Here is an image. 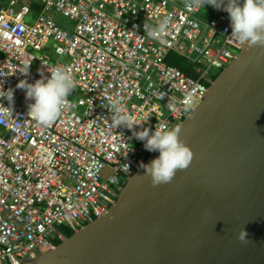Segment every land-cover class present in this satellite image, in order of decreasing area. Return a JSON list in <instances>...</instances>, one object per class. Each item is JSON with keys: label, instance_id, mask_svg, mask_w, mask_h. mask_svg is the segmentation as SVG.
Segmentation results:
<instances>
[{"label": "built area", "instance_id": "2783aa9c", "mask_svg": "<svg viewBox=\"0 0 264 264\" xmlns=\"http://www.w3.org/2000/svg\"><path fill=\"white\" fill-rule=\"evenodd\" d=\"M2 1L0 264H25L65 242L62 227L78 232L106 216L155 153L133 131L178 129L208 94L218 75L212 70L227 69L248 43L232 34L223 9L210 20L198 17L206 0ZM53 9L74 26L59 27L47 15ZM164 18L167 31L150 37L148 29ZM50 48L60 58L55 65ZM173 57L185 59L192 76L171 64ZM57 67L69 69L70 95L77 89L80 98H68L42 125L28 115L34 101L16 85L50 77ZM2 89L14 90L11 104ZM117 99L136 124L132 130L115 126L110 105Z\"/></svg>", "mask_w": 264, "mask_h": 264}, {"label": "water", "instance_id": "95a60500", "mask_svg": "<svg viewBox=\"0 0 264 264\" xmlns=\"http://www.w3.org/2000/svg\"><path fill=\"white\" fill-rule=\"evenodd\" d=\"M178 129L186 169L154 186L141 168L106 216L25 264H264V46L248 43Z\"/></svg>", "mask_w": 264, "mask_h": 264}, {"label": "clouds", "instance_id": "9594fccd", "mask_svg": "<svg viewBox=\"0 0 264 264\" xmlns=\"http://www.w3.org/2000/svg\"><path fill=\"white\" fill-rule=\"evenodd\" d=\"M206 4L217 10L223 9L229 14L232 34L240 41L251 46H264V0H206ZM169 26L168 18L159 20L148 29V35L160 36ZM16 88L25 90L26 99L34 101L28 105V115L38 123L47 125L60 115L75 88V81L67 67H57L50 71V77L42 75L41 79L34 83L20 80ZM3 92L6 95L2 99L6 98L11 104L14 90L8 89ZM110 108L117 128L121 126L129 130L134 128L136 124L132 122L131 115L120 99L115 100ZM133 136L144 143L145 150L159 153L149 164L140 165L144 172L150 175L154 186L171 182L176 172L186 169L192 161L193 152L180 140L179 129L150 131L145 128L133 131ZM237 238L242 243H248L247 232L244 229H240Z\"/></svg>", "mask_w": 264, "mask_h": 264}, {"label": "rangeland", "instance_id": "374dc122", "mask_svg": "<svg viewBox=\"0 0 264 264\" xmlns=\"http://www.w3.org/2000/svg\"><path fill=\"white\" fill-rule=\"evenodd\" d=\"M0 3H6L5 1H2L0 0ZM37 11H43V7H36ZM221 10H217L216 8L212 7L211 5H207L206 4V7L202 9V11L198 14V17H202V18H205L207 20H210L212 19L213 17H215V15L217 13H219ZM47 15L48 16H51L54 21L57 23V25L61 28H64L66 29L67 27H73L74 26V22H71L70 19H68L67 17H64L61 13L57 12L56 10H50L49 12H47ZM40 16V13L39 12H35L33 13L32 16L29 17V20H31V22H36L37 19L39 18ZM52 44V43H51ZM49 54H50V57H51V63L52 64H57V62L59 61V56L55 54L54 50L52 48H50L49 50ZM240 54L239 52H236L234 51V55L239 58L240 57ZM66 60L67 62H69L70 59H68L67 57L66 58H63L62 61L64 63H66ZM175 60H176V57H173L172 58V61L171 63H175ZM180 59L178 58V61ZM181 62H187L185 61V59H181ZM188 64V62H187ZM222 71L221 70H217V69H213L212 70V74H219L221 73ZM76 91L78 92L77 95L73 96V95H69V99H72L73 101L77 102L78 99L80 98V95H79V90L76 89ZM202 101L198 100L196 105H195V108H197L200 104H201ZM113 174V169H106L104 172H103V175H102V178L104 180H107L109 177H111ZM46 253V252H45Z\"/></svg>", "mask_w": 264, "mask_h": 264}, {"label": "trees", "instance_id": "16d2710c", "mask_svg": "<svg viewBox=\"0 0 264 264\" xmlns=\"http://www.w3.org/2000/svg\"><path fill=\"white\" fill-rule=\"evenodd\" d=\"M178 58L180 59L179 61H178ZM181 59L182 58H180V57H176L175 63H171L172 60H170L169 62L171 64H173L175 67H177L178 69H181L188 76H192V73L190 72V69L187 68L188 67L187 62H183L182 63L181 62ZM219 75H220V73L217 76H215V79L214 80H217V78L219 77ZM149 158H150V156H149ZM61 231L66 235L67 238H71V237H73L75 235V232L74 231H72L71 229H68L66 227H62L61 228ZM54 243H55V246L56 247H59L62 244L61 241H55Z\"/></svg>", "mask_w": 264, "mask_h": 264}, {"label": "flooded vegetation", "instance_id": "af4514ba", "mask_svg": "<svg viewBox=\"0 0 264 264\" xmlns=\"http://www.w3.org/2000/svg\"><path fill=\"white\" fill-rule=\"evenodd\" d=\"M121 194V193H120ZM120 194L118 196L115 197V199H118V197L120 196Z\"/></svg>", "mask_w": 264, "mask_h": 264}]
</instances>
